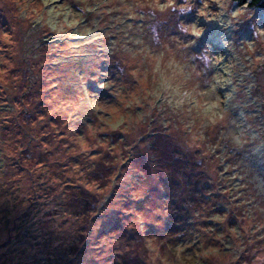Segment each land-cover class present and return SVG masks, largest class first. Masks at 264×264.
<instances>
[{
	"label": "rangeland",
	"instance_id": "374dc122",
	"mask_svg": "<svg viewBox=\"0 0 264 264\" xmlns=\"http://www.w3.org/2000/svg\"><path fill=\"white\" fill-rule=\"evenodd\" d=\"M168 4L0 0V264H264V10Z\"/></svg>",
	"mask_w": 264,
	"mask_h": 264
},
{
	"label": "trees",
	"instance_id": "16d2710c",
	"mask_svg": "<svg viewBox=\"0 0 264 264\" xmlns=\"http://www.w3.org/2000/svg\"><path fill=\"white\" fill-rule=\"evenodd\" d=\"M230 2L232 3V5L235 6L236 9H241L243 7H246L248 9H254L255 8V9L264 10V0H230ZM203 28H205V27H203ZM203 28H202V30H203ZM201 33H203V31ZM205 41L206 40H204L202 42H205ZM206 46L208 49H210V47L207 43H206ZM197 47H198V45H197ZM220 55H221V57H224L226 54L220 53ZM73 67H74L73 65L68 64L67 68L65 70H63L62 72H59L55 69L51 70L53 77L55 78V76H56L59 79V82L55 83L56 86L59 85L61 88H63L67 85V83L70 80L69 76H70L72 70L74 69Z\"/></svg>",
	"mask_w": 264,
	"mask_h": 264
},
{
	"label": "clouds",
	"instance_id": "9594fccd",
	"mask_svg": "<svg viewBox=\"0 0 264 264\" xmlns=\"http://www.w3.org/2000/svg\"><path fill=\"white\" fill-rule=\"evenodd\" d=\"M173 3H174V0H169L168 6L172 5ZM234 15H238V13H234ZM191 31H192V34L195 35V36H197V37L202 34L201 31H199V30H197L195 28V26L192 27Z\"/></svg>",
	"mask_w": 264,
	"mask_h": 264
},
{
	"label": "snow or ice",
	"instance_id": "6c2138e0",
	"mask_svg": "<svg viewBox=\"0 0 264 264\" xmlns=\"http://www.w3.org/2000/svg\"><path fill=\"white\" fill-rule=\"evenodd\" d=\"M211 107H212V106H209V108H208L207 110H208V111H211Z\"/></svg>",
	"mask_w": 264,
	"mask_h": 264
}]
</instances>
